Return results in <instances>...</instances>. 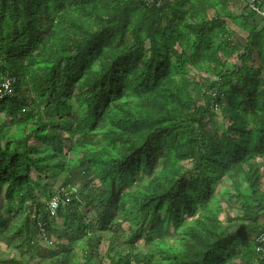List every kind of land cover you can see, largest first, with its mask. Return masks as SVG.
<instances>
[{
  "label": "trees",
  "instance_id": "trees-1",
  "mask_svg": "<svg viewBox=\"0 0 264 264\" xmlns=\"http://www.w3.org/2000/svg\"><path fill=\"white\" fill-rule=\"evenodd\" d=\"M160 1L0 0V264H264V0Z\"/></svg>",
  "mask_w": 264,
  "mask_h": 264
},
{
  "label": "built area",
  "instance_id": "built-area-1",
  "mask_svg": "<svg viewBox=\"0 0 264 264\" xmlns=\"http://www.w3.org/2000/svg\"><path fill=\"white\" fill-rule=\"evenodd\" d=\"M145 3L149 6L155 5L156 7L161 6V1L160 0H144ZM261 0H249L246 4L249 9H253ZM13 83L14 79L12 77H0V99H3L4 97L10 95L13 92ZM72 191V192H71ZM70 192H66L65 188H60L59 193L56 195L52 196V198L49 200L48 203V212L49 215L52 216L56 209L58 208L57 206L59 205L60 196L64 197V203H67L70 201V195L72 193L76 192L75 188H72ZM43 231L40 229V232ZM42 233V232H41ZM255 251L261 256V258H264V230L260 232L256 237H255Z\"/></svg>",
  "mask_w": 264,
  "mask_h": 264
},
{
  "label": "rangeland",
  "instance_id": "rangeland-1",
  "mask_svg": "<svg viewBox=\"0 0 264 264\" xmlns=\"http://www.w3.org/2000/svg\"><path fill=\"white\" fill-rule=\"evenodd\" d=\"M218 113V112H217ZM62 181H63V178L60 176V177H58V178H55V180H52V184H50V188H51V190L52 191H56V190H58V188H60L61 187V183H62ZM74 185H75V187H77L78 186V182L75 180L74 181V183H73ZM72 186V185H71ZM70 187V186H69ZM220 192H221V190H220ZM232 207H236L235 205H232ZM236 214V212L235 211H232V215H235ZM92 218V215H87V220L88 219H91ZM261 220H263L264 221V217H262V219ZM61 231V229L60 230H57L56 231V234L57 235H61V237H62V232H60ZM95 235L96 236H99V237H101V239L102 240H106L108 237H109V235H110V233H108V232H103V233H101V232H95ZM67 238H68V236L67 235H63V240L64 239H66L67 240ZM54 239H52L51 240V242H54L53 241ZM167 240H168V242L170 243V244H173L174 243V240H173V238L172 239H170V237H168L167 238ZM79 242V241H78ZM77 241H73L72 242V244L70 245L69 244V241H67V243H65V244H63V243H60L58 246H54L55 247V249H54V247L53 246H47V249L49 250V252L52 254V258H54V259H56V258H60V259H62L64 256H69L71 253H74V252H76L77 254H79L80 253V250H75V243H78ZM55 243V242H54ZM9 243H8V240H4L3 238H0V254H2V249H3V246L4 245H8ZM48 247H50V248H48ZM12 248V247H11ZM13 249V248H12ZM8 251V250H7ZM13 251H14V249H13ZM101 253L103 252V251H105L102 247H100V250H99ZM234 252V251H233ZM54 261V260H53ZM34 264H39V261L38 260H35L34 262H33Z\"/></svg>",
  "mask_w": 264,
  "mask_h": 264
},
{
  "label": "crops",
  "instance_id": "crops-1",
  "mask_svg": "<svg viewBox=\"0 0 264 264\" xmlns=\"http://www.w3.org/2000/svg\"><path fill=\"white\" fill-rule=\"evenodd\" d=\"M244 0H232L231 4L229 5V9L233 12L234 15H240L243 13L244 10ZM261 15L256 17V21L261 22L263 19Z\"/></svg>",
  "mask_w": 264,
  "mask_h": 264
},
{
  "label": "clouds",
  "instance_id": "clouds-1",
  "mask_svg": "<svg viewBox=\"0 0 264 264\" xmlns=\"http://www.w3.org/2000/svg\"><path fill=\"white\" fill-rule=\"evenodd\" d=\"M60 188H64V187L61 186ZM60 188H58V191H59ZM76 188H77V187H76ZM76 188H75V189H76ZM65 190H66V189H65ZM48 203H49V202H48ZM48 203H47V213H48V216H49V217H53V216L55 215L57 209H56V211L54 212V214H53L52 216H50V215H49V212H48ZM43 239L46 240L45 237H44Z\"/></svg>",
  "mask_w": 264,
  "mask_h": 264
}]
</instances>
